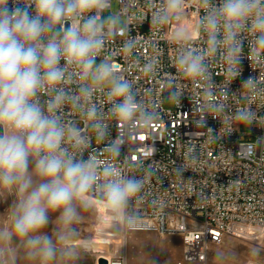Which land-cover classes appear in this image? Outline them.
I'll use <instances>...</instances> for the list:
<instances>
[{
	"label": "clouds",
	"instance_id": "clouds-1",
	"mask_svg": "<svg viewBox=\"0 0 264 264\" xmlns=\"http://www.w3.org/2000/svg\"><path fill=\"white\" fill-rule=\"evenodd\" d=\"M183 6L184 0H165L154 22L168 23ZM200 6L205 13L196 31L206 35L207 49L180 53L177 65L184 77L207 78L205 58L221 49L234 73L243 63L245 33L252 37L255 57L264 51V0H200ZM112 7L113 0H0V196L14 197L0 220V264L74 259V225L81 210L93 206V196L116 218L144 187V179L125 175L115 163L120 138L100 150L105 159L95 150L84 157L91 149L89 133L97 143L109 136L107 118L118 128L133 126L137 118L145 124L156 118L137 100L115 59L98 62L106 44L126 31L123 9L104 15ZM123 47L130 51L133 43ZM153 68L148 63L144 71ZM73 83L75 91L67 87ZM252 84L249 78L246 86ZM97 93L110 105L107 113L94 101ZM170 97L180 101L175 90ZM66 106L79 121L64 119ZM250 116L236 113L241 121ZM53 215L59 226L55 238L45 231ZM135 220L126 216L129 225Z\"/></svg>",
	"mask_w": 264,
	"mask_h": 264
},
{
	"label": "built area",
	"instance_id": "built-area-1",
	"mask_svg": "<svg viewBox=\"0 0 264 264\" xmlns=\"http://www.w3.org/2000/svg\"><path fill=\"white\" fill-rule=\"evenodd\" d=\"M116 1L119 12L124 10L126 31L106 44L98 60L115 59L120 73L132 82L137 100L156 118L148 124L137 118L133 126L122 128L107 118L109 136L97 143L89 133L91 149L84 157L95 150L105 159L107 154L100 150L120 138L121 154L115 163L125 175L144 179V187L123 214L125 232L180 237L183 252L178 264L206 263L211 249L227 236L264 241V51L255 57L252 37L245 33L243 63L234 73L228 72L221 49L205 58L207 78H186L178 70L180 53L207 49L206 35L196 31L205 13L200 0H184L182 11L163 25L153 17L165 0ZM180 32L184 39L176 38ZM126 41L133 43L130 51L123 47ZM148 63L154 68L146 73ZM249 78L251 87L246 86ZM67 87L75 91L77 84ZM173 90L179 102L170 97ZM166 98L172 107L165 105ZM94 101L107 113L110 105L102 94ZM241 110L251 113L249 120L236 118ZM64 119L80 118L66 106ZM242 123L251 126L256 142L238 141ZM127 215L136 217L134 225L126 222ZM107 264L127 260L119 256Z\"/></svg>",
	"mask_w": 264,
	"mask_h": 264
},
{
	"label": "rangeland",
	"instance_id": "rangeland-1",
	"mask_svg": "<svg viewBox=\"0 0 264 264\" xmlns=\"http://www.w3.org/2000/svg\"><path fill=\"white\" fill-rule=\"evenodd\" d=\"M119 8L114 0L112 9L104 15L119 12ZM121 19L124 21L122 16ZM165 105L172 107V100L166 98ZM237 132L241 143H254L257 140L248 123L238 125ZM13 199L10 195L0 196V220ZM93 201V206L81 210V219L74 225L77 234L72 243L77 251L76 257L69 261L58 260L56 264H99L100 259L108 262L119 256L126 257L127 264H178L183 252L180 237L153 232L127 233L123 227V214L114 218L115 214L106 209L98 198L93 196ZM50 219L52 223L45 231L55 238L59 226L55 223V215ZM22 252L19 249L20 257ZM249 261L264 264V241L249 236H227L223 243L211 249L206 263L188 264H247ZM17 264L27 262L18 258Z\"/></svg>",
	"mask_w": 264,
	"mask_h": 264
},
{
	"label": "water",
	"instance_id": "water-1",
	"mask_svg": "<svg viewBox=\"0 0 264 264\" xmlns=\"http://www.w3.org/2000/svg\"><path fill=\"white\" fill-rule=\"evenodd\" d=\"M106 263H107V261L105 259H100L99 260V264H106Z\"/></svg>",
	"mask_w": 264,
	"mask_h": 264
},
{
	"label": "bare ground",
	"instance_id": "bare-ground-1",
	"mask_svg": "<svg viewBox=\"0 0 264 264\" xmlns=\"http://www.w3.org/2000/svg\"><path fill=\"white\" fill-rule=\"evenodd\" d=\"M123 219H124V215H123ZM124 237L126 238V234H124ZM101 242V241H100ZM102 244H104L105 242H101ZM96 244V243H95Z\"/></svg>",
	"mask_w": 264,
	"mask_h": 264
}]
</instances>
